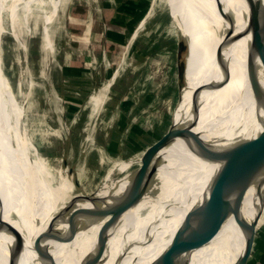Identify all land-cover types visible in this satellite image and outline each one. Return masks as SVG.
Listing matches in <instances>:
<instances>
[{
  "label": "bare ground",
  "instance_id": "bare-ground-1",
  "mask_svg": "<svg viewBox=\"0 0 264 264\" xmlns=\"http://www.w3.org/2000/svg\"><path fill=\"white\" fill-rule=\"evenodd\" d=\"M33 1L35 0H0V3L3 4V9L0 7V41L4 32H7L5 23H8L9 34L13 36L19 46L17 55L21 67L18 90L15 91L10 79L3 72L0 56V198L2 202L0 211L4 220L12 223L24 236L25 244L19 255V264H52L48 259L52 260L53 264H82L94 252L97 238H100L104 233L107 240L100 257L101 261L98 264H121L119 258L126 248V244L122 246L120 243L123 233L134 232L138 228L143 207L159 197L152 209L145 211V223L136 237V256L141 257L148 231L161 227L167 220L166 218L170 219L174 215V206L166 216L161 211L160 203L171 197L170 200L179 199L180 210H183L184 216L194 205L193 198L198 200L204 184L215 171L218 163L201 159L195 155L183 139L175 138L161 152V161L153 165L155 170L152 178L148 175L145 176L144 179L148 180L149 185L147 184V191L139 200L117 218L109 213L102 219L95 217V203H83V206L93 209V212L89 216L85 215L84 218H81L80 223L83 225L81 228L74 227V238L68 242L64 241L62 235L66 234L68 223L76 222L74 221L75 215L71 213L69 207L67 208L65 201H71L77 196L69 189L65 171L54 168L50 172L44 158L39 154L32 157L30 150L33 145L22 124L24 102L32 90L42 87L40 82L32 81V76H29L27 43L22 40L18 26L19 9H22L21 24L25 25ZM163 1L173 18V26L181 41L179 54H181L186 71V78L187 80L191 79L189 88L206 89L210 87L216 97L213 111L217 109L220 95L214 88L219 67V48L224 66H227L232 72L235 83L233 107L223 108L210 129L206 128V124L209 120L212 121L213 111L202 119L200 123L202 125L198 127L193 111L186 104L188 88L183 86L173 114L176 125L191 126L192 131L199 136L204 131L205 136L201 139L216 149L229 147L240 138L250 136L258 127L257 119L261 109L260 105L254 101L246 67L250 36L241 34L249 24V8L246 1L219 0L223 12L231 16L232 26L219 13L215 0ZM49 2L53 4L51 5L54 13L59 1L49 0ZM49 21L50 16L46 17L45 23ZM229 26L231 27L230 34L227 33ZM48 33V29L44 28V43L47 47L50 46ZM129 46L130 43L121 57L120 64L114 70L115 78L125 68H128V60L132 55V49ZM199 53L202 58V78L198 83ZM258 78L259 85L264 92L262 71L258 72ZM108 87V84L103 86L106 91ZM41 90L43 91L42 88ZM93 98L96 106L98 97L94 96ZM98 107L94 108L98 109ZM143 152L137 155V160H140ZM186 158H190L191 163L190 168L188 167L185 171L183 161ZM129 166L131 163L123 162L118 169L123 170ZM153 179L157 180L154 186ZM151 183L155 190L149 193ZM129 184L130 179L125 178L117 185L112 186L113 188L105 186L100 191L104 197H108L109 194L110 207L108 209L116 210L117 205L124 200L123 192ZM141 188L139 187L138 190ZM104 203H108V201L105 200ZM57 211L63 216V221L51 222L50 219ZM253 212V198L251 195H247L243 204V214L250 218ZM49 225L50 227L46 230ZM226 225L228 233L225 231ZM220 232L225 238V245L227 236L231 242L235 240L236 244H233L230 252L239 257L243 247V235L232 217L225 220ZM12 241L11 233L0 232V264H9L8 253ZM215 244L216 238L210 244L195 250L188 256L187 263L202 264L207 254V264H215ZM43 256L47 259H44Z\"/></svg>",
  "mask_w": 264,
  "mask_h": 264
},
{
  "label": "rangeland",
  "instance_id": "rangeland-1",
  "mask_svg": "<svg viewBox=\"0 0 264 264\" xmlns=\"http://www.w3.org/2000/svg\"><path fill=\"white\" fill-rule=\"evenodd\" d=\"M58 1L55 14L49 0L33 1L25 25L21 24L22 9L18 11L20 36L27 43L29 76H32V81L40 82L43 89L35 88L28 95L24 102L22 124L33 145L30 150L32 157L39 154L44 158L50 172L54 168L65 171L67 184L75 196L98 191L100 197H104L100 191L105 186L112 187L128 178L140 165L137 155L156 142L172 121L175 122L173 114L182 88L177 81L179 35L163 0ZM0 7L3 9L2 3ZM101 7L115 11L114 20L126 27L119 42L123 45V53L130 43L132 55L128 60L129 65L115 78L113 73L121 58L111 62V59L94 57L92 65L97 72L100 70L98 75L93 79L82 76L77 79V71L63 65L71 50L70 34L76 31L74 27L78 20L88 16L89 9L97 11ZM107 15L111 16V13ZM48 16L50 21L45 23ZM5 27L7 32H4L0 41L1 66L17 91L21 71L17 55L19 46L9 34L8 23H5ZM44 28L49 32L48 47L44 43ZM183 77L184 87L188 88L186 104L190 106L197 120L196 125L200 127L202 119L213 111L216 97L210 87L189 88L185 69ZM107 84L109 87L106 91L103 86ZM94 96L98 97L96 106ZM217 109H214L213 117L220 115L221 112L215 116ZM209 123L206 124L207 129L213 125ZM190 161V158L184 159L185 171L190 168ZM123 162H129L131 166L119 170ZM69 168L73 169L79 188L73 184V175L68 174ZM156 182V179L152 180L153 186ZM152 183L149 193L155 190ZM105 198L109 205V194ZM170 199L172 197L166 203H160L161 211L167 216L174 206V215L170 219L166 218L161 227L148 231L141 257L136 256V237L145 223V211L152 209L156 200L143 207L138 228L134 232L123 233L120 243L122 246L126 244V248L119 258L121 264L156 261L155 257L169 242L183 218L180 200ZM193 201L196 202L194 198ZM65 203L74 215L71 201ZM225 231L228 233L227 225ZM257 232L258 255L264 251V225L259 226ZM220 234L218 232L216 236L217 264H221L224 252H221L222 241L225 243L224 236ZM234 241L231 242L227 236L229 246L226 243V251L236 244ZM202 264H207V254ZM260 264H264V255Z\"/></svg>",
  "mask_w": 264,
  "mask_h": 264
},
{
  "label": "water",
  "instance_id": "water-1",
  "mask_svg": "<svg viewBox=\"0 0 264 264\" xmlns=\"http://www.w3.org/2000/svg\"><path fill=\"white\" fill-rule=\"evenodd\" d=\"M245 1L249 8V24L241 34L250 36L246 67L254 101L260 105L261 109L257 119V129L250 136L240 138L229 147L216 149L193 132L191 126L176 125L172 121L167 131L147 147L141 155L139 167L128 177L130 184L123 192L124 200L117 205V211L108 209L110 206L104 203L107 198L100 197L98 191L89 195L80 194L71 200L76 222L68 223L67 232L62 235L64 241H71L75 234L74 227L81 228L83 226L80 223L81 218L93 212V209L83 206V203H95V217L102 219L109 213L117 218L139 200L147 190L148 180L145 181L144 178L146 175L152 178L155 170L153 165L161 161V152L175 138H181L195 155L207 161L217 162L218 166L204 184L198 200L185 213L169 242L158 253L154 262L156 264H188V256L202 246L210 244L216 238L225 220L232 217L243 235L241 254L233 264H260L264 251L257 255L256 241L257 229L264 225V223L258 224L264 212V92L259 85L258 72L262 71L264 76V0ZM215 3L219 13L232 26L231 16L223 12L219 0H215ZM230 26L227 29L229 34ZM180 42L179 38L177 41V81L180 87H183L184 65L181 54H179ZM63 165H66L65 159ZM68 174L73 175L72 182L79 188L73 169L69 168ZM139 187L142 188L138 190ZM247 195L253 198L254 212L250 218L243 214V204ZM1 205L0 198V207ZM61 220L63 221V216L58 211L50 219L51 222ZM49 227L50 225L46 227V230ZM0 232H9L13 235L8 253L9 264H19V255L25 244L24 236L12 223L4 220L1 211ZM106 238L105 233L97 238L96 249L82 264H98L101 261L100 257ZM43 258L47 259L45 256ZM48 260L53 264L52 260ZM154 262L148 264H154Z\"/></svg>",
  "mask_w": 264,
  "mask_h": 264
},
{
  "label": "crops",
  "instance_id": "crops-1",
  "mask_svg": "<svg viewBox=\"0 0 264 264\" xmlns=\"http://www.w3.org/2000/svg\"><path fill=\"white\" fill-rule=\"evenodd\" d=\"M87 13L88 16L86 18L83 20H78L77 24L79 26L76 24V27H74L76 28V31H73L70 34L71 50L66 56L67 62H63L65 67L72 68L73 70L77 71V73H75L77 74V79H79L80 76L86 77L87 79H93L94 76L98 75L100 70L97 72L96 68L92 65V59L94 57H97L98 59L107 58L111 59V62H115L116 59L122 57L123 53V45L121 42H119V37L124 33L126 27L123 24H120L117 20H114L115 11L108 10L107 7H101L99 10L97 9V11L89 9ZM108 13H111V16H108ZM198 61L199 74L197 76V81L199 83L202 78V58L200 53L198 56ZM231 73L232 72L230 69L227 66H224L223 58L219 48V67L214 89L218 91L220 95V103L218 105V109L220 107V110H216L215 116L221 112V109L230 108L231 106L233 107V93L235 83ZM188 81L190 85L191 79L189 78ZM217 118L218 117H213L212 122L209 120L207 123L210 122L209 124H214V121ZM201 134L205 136L204 132ZM263 223L264 212L261 215L258 224ZM224 247L225 243L222 241L221 252L223 251ZM228 252L230 251H226V249H224L223 255L221 257V264H233L238 258L235 256V254H227ZM214 255L216 260L218 255V238L216 239Z\"/></svg>",
  "mask_w": 264,
  "mask_h": 264
},
{
  "label": "trees",
  "instance_id": "trees-1",
  "mask_svg": "<svg viewBox=\"0 0 264 264\" xmlns=\"http://www.w3.org/2000/svg\"><path fill=\"white\" fill-rule=\"evenodd\" d=\"M227 254H233V253H231V252H228ZM227 254H226V255H227Z\"/></svg>",
  "mask_w": 264,
  "mask_h": 264
}]
</instances>
